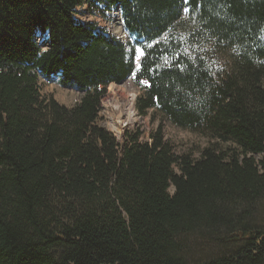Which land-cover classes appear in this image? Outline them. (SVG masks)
<instances>
[{
  "label": "trees",
  "instance_id": "trees-1",
  "mask_svg": "<svg viewBox=\"0 0 264 264\" xmlns=\"http://www.w3.org/2000/svg\"><path fill=\"white\" fill-rule=\"evenodd\" d=\"M93 4L135 42L75 20ZM131 77L139 114L213 142L176 153L161 125L117 140L101 101ZM53 78L78 102L41 96ZM263 209L264 0H0V264H264ZM188 236L228 253L189 262Z\"/></svg>",
  "mask_w": 264,
  "mask_h": 264
},
{
  "label": "rangeland",
  "instance_id": "rangeland-1",
  "mask_svg": "<svg viewBox=\"0 0 264 264\" xmlns=\"http://www.w3.org/2000/svg\"><path fill=\"white\" fill-rule=\"evenodd\" d=\"M103 8L93 4L91 10L83 7L78 9L74 14V18L82 23L92 22L95 23L100 29L105 30L109 35L114 37L116 40L125 44L127 47L135 42V38L127 33L123 23L121 21L120 10L112 9L109 10H98ZM39 37V38H38ZM38 42L40 36H37ZM216 50V49H215ZM215 50H210L212 52L207 53L208 69L212 74L218 73L226 63V58L224 55L217 53ZM141 60V59H140ZM135 67L137 68V61L134 58ZM140 63V61H139ZM128 82L131 83V90L135 96V102L137 97L141 94L142 86L146 83H141V85L135 83L134 78L131 77L121 84H111L106 90V95L101 101V110L99 115V124L106 129L110 134H112L117 140L124 130H138L141 133V138L143 140H148L149 135L158 126H162V131L164 135V140L170 143L176 153H192L197 156V152L205 147H207L211 141L210 137L203 136L199 133L180 129L172 125L169 121L163 120L158 113L153 110H149L146 114H139L138 111L134 110L135 122L130 123L124 121V119H119L116 110L112 107L104 108L105 102L107 101L109 95L110 86L114 85L121 87ZM40 94L43 97H51L60 105L71 107L81 97V93L76 88H62L57 79L53 78L50 81L40 79L39 82ZM113 124L114 128H111ZM256 224L264 226V209L257 213ZM198 236H188L184 240L185 245L189 248L188 251L184 252V256L189 262H200L205 261L208 258H214L219 255L228 253L226 248H223L217 243H204ZM230 249V247H229ZM228 249V250H229Z\"/></svg>",
  "mask_w": 264,
  "mask_h": 264
},
{
  "label": "bare ground",
  "instance_id": "bare-ground-1",
  "mask_svg": "<svg viewBox=\"0 0 264 264\" xmlns=\"http://www.w3.org/2000/svg\"><path fill=\"white\" fill-rule=\"evenodd\" d=\"M131 87L130 82L121 87L110 86L104 108L112 107L116 110L119 119L122 118L126 122L133 123L135 122L134 110L136 103L134 93L129 90ZM111 128H114L113 124H111Z\"/></svg>",
  "mask_w": 264,
  "mask_h": 264
},
{
  "label": "snow or ice",
  "instance_id": "snow-or-ice-1",
  "mask_svg": "<svg viewBox=\"0 0 264 264\" xmlns=\"http://www.w3.org/2000/svg\"><path fill=\"white\" fill-rule=\"evenodd\" d=\"M188 0H185V3H187ZM158 43V42H157ZM153 47L152 44L144 45V46H138L133 50V56L137 61V70L140 69L141 65L139 63L140 59L145 56L147 48ZM165 63H167V60H165ZM159 67V65H157ZM141 83H147L146 81H141Z\"/></svg>",
  "mask_w": 264,
  "mask_h": 264
}]
</instances>
